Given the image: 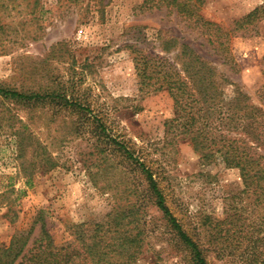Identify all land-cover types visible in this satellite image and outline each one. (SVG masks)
<instances>
[{
    "label": "rangeland",
    "instance_id": "obj_1",
    "mask_svg": "<svg viewBox=\"0 0 264 264\" xmlns=\"http://www.w3.org/2000/svg\"><path fill=\"white\" fill-rule=\"evenodd\" d=\"M10 1L0 8V27L5 28L0 29V86L57 90L82 101L86 110L55 114L48 103L32 114L55 165L45 164L40 155L36 165L23 167L8 121L16 110L0 103L7 119L0 128V245L9 243L16 231L29 230L40 217L56 244L72 242L74 226L125 207L130 198L134 200L129 192L141 191L138 175L125 161L112 167L105 154L98 156V136L88 130L76 132L83 115L87 125L94 116L102 118L108 132L126 140L146 161L168 206L191 235L203 232L208 238V228L202 225L205 218L223 221L235 210L242 214L247 231L261 223L251 197L243 192L238 169L206 164L189 138L166 133L165 123L174 117L173 100L165 91L140 90L134 50L155 53L160 37H177L264 106V19L255 29L235 34L230 43L233 61L225 63L202 33L174 10L148 9L143 0H41L33 14L28 0ZM261 6L264 0H203L199 11L230 32ZM224 89L231 94L233 87L225 83ZM19 114L24 120L29 116ZM150 213L158 217L152 208ZM157 224L164 227L160 220ZM245 255V247L224 248L220 255L213 250L209 260L247 264Z\"/></svg>",
    "mask_w": 264,
    "mask_h": 264
},
{
    "label": "trees",
    "instance_id": "obj_2",
    "mask_svg": "<svg viewBox=\"0 0 264 264\" xmlns=\"http://www.w3.org/2000/svg\"><path fill=\"white\" fill-rule=\"evenodd\" d=\"M6 1L0 0V8ZM28 1L33 14L41 0ZM202 3L203 0H143V7L174 10L202 33L225 63H231V39L237 32L255 29L256 22L264 19V6L237 21L229 32L200 14ZM157 48L155 53L134 50L140 90L165 91L172 98L174 117L165 123L168 135L189 138L206 164L219 163L240 171L243 192L251 197L261 223L249 232L242 214L235 210L223 221L205 218L202 225L208 228V238L203 232L191 235L168 206L160 181L146 161L126 140L108 132L102 118L94 116L87 125L83 115L78 117L76 132L88 130L98 136V156L105 154V161L112 167L125 161L126 167L138 175L141 191H130L134 200L130 198L125 207H115L103 218L74 226L73 241L62 245L56 244L40 217L29 230L16 231L9 243L0 245V264H212L209 256L213 250L220 255L224 248L243 247L247 264H264V106L221 74L190 43L177 37H160ZM225 83L233 87L231 94L224 89ZM261 100L264 103L263 94ZM0 103H9L16 110L8 121L12 122L16 153L23 167L26 163L36 165L40 155L47 160L45 164L55 165L34 128L32 114H39L48 103L55 107V114L63 109L86 110L82 101L57 90L19 91L0 86ZM19 111L29 114L26 120ZM6 120L5 110H1L0 128ZM151 208L158 217L150 213ZM157 220L164 222V227H159ZM38 224L40 231L34 237Z\"/></svg>",
    "mask_w": 264,
    "mask_h": 264
}]
</instances>
